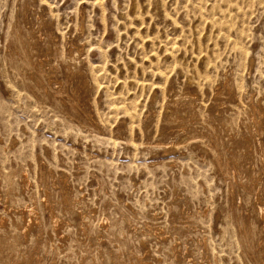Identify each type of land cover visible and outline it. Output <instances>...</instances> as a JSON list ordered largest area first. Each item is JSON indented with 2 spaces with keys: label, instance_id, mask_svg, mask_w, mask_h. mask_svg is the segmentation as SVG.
Returning a JSON list of instances; mask_svg holds the SVG:
<instances>
[{
  "label": "rangeland",
  "instance_id": "1",
  "mask_svg": "<svg viewBox=\"0 0 264 264\" xmlns=\"http://www.w3.org/2000/svg\"><path fill=\"white\" fill-rule=\"evenodd\" d=\"M257 109L264 0H0V264H261ZM34 201L24 235L6 206Z\"/></svg>",
  "mask_w": 264,
  "mask_h": 264
},
{
  "label": "bare ground",
  "instance_id": "2",
  "mask_svg": "<svg viewBox=\"0 0 264 264\" xmlns=\"http://www.w3.org/2000/svg\"><path fill=\"white\" fill-rule=\"evenodd\" d=\"M101 5V4H100ZM5 15H7V14H5ZM6 21H8V19L6 20ZM9 23V22H8ZM18 23V22H17ZM16 24V23H15ZM15 24H14V26H15ZM12 24H10V26H11ZM19 25V24H18ZM12 29H14L13 27H11ZM17 28V27H16ZM75 28H76V26H75ZM79 28V27H78ZM77 28V29H78ZM18 29V28H17ZM84 29V25L83 24H81V30H83ZM6 31V30H5ZM7 33H9V30H7ZM18 33V32H17ZM4 34H6V32L4 33ZM14 34V33H13ZM12 34V35H13ZM78 34V33H77ZM80 34V33H79ZM64 35V34H63ZM239 35H241V34H239ZM15 36V35H14ZM36 36V35H35ZM243 36V35H242ZM7 37H8V35H7ZM12 37V36H11ZM16 37V36H15ZM240 37V36H239ZM20 38V37H19ZM18 38V39H19ZM24 38V37H23ZM27 38V37H26ZM241 38V37H240ZM12 39H15L14 37L12 38ZM30 39V38H29ZM242 39V38H241ZM7 41V40H6ZM12 41V40H11ZM20 40H18V44H21V42H19ZM149 41H151V40H149ZM15 42V41H14ZM22 43H23V41H22ZM25 43V42H24ZM23 43V44H24ZM51 43H53V42H51ZM175 43V42H174ZM36 44V43H35ZM169 44V43H168ZM171 44H173V43H171ZM64 45V44H63ZM175 45V44H174ZM165 46H166V48H167V45L165 44ZM16 47V46H15ZM26 47V46H25ZM171 47V46H170ZM23 48V47H22ZM164 48V47H163ZM173 48H174V46H173ZM15 49V48H14ZM29 49H30V47H29ZM78 49V48H77ZM179 49V48H178ZM183 49V48H182ZM241 49V48H240ZM32 50V49H31ZM67 50V49H66ZM73 50V49H72ZM167 50V49H166ZM174 49H172L171 50V52L173 51ZM242 50V49H241ZM240 50V51H241ZM21 51V50H20ZM177 51H181V50H177ZM171 52H169V53H171ZM174 52V55L176 54V52L175 51H173ZM182 52V51H181ZM180 52V53H181ZM243 52V51H242ZM167 53V52H166ZM169 53H167L166 55H168ZM179 53V54H180ZM7 54V53H6ZM73 54V53H72ZM178 54V53H177ZM241 54V53H240ZM244 54V53H243ZM242 54V55H243ZM169 55H172V54H169ZM241 55V56H242ZM246 55V54H245ZM245 55H243L242 57H244ZM10 56V55H9ZM21 56H23V55H21ZM6 57H8L7 55H6ZM17 56L15 55V57L14 58H16ZM199 57V56H198ZM9 58V57H8ZM35 58V57H34ZM42 58V57H41ZM22 59V58H21ZM8 60V59H7ZM20 60V59H19ZM42 60V59H41ZM196 60H198V59H196ZM10 61V60H9ZM18 61V60H17ZM29 62H30V60H28ZM36 61H37V59H36ZM5 62V61H4ZM13 62V61H12ZM21 62H23L22 60H21ZM44 62V61H43ZM16 63H18V62H16ZM19 63H20V61H19ZM34 63V62H33ZM6 64V63H5ZM9 64H11L10 62H9ZM8 64V65H9ZM38 64H40V63H38ZM13 65H14V62H13ZM22 65V64H21ZM21 65H20V67H21ZM24 65V64H23ZM26 65V64H25ZM4 66V65H3ZM31 66V65H30ZM36 66V65H35ZM5 67V66H4ZM26 67V66H25ZM9 68V67H8ZM11 68V67H10ZM16 68H18V67H16ZM15 68V69H16ZM42 68V67H41ZM4 70H5V68H4ZM12 70H14V69H12ZM23 70V69H22ZM21 70V71H22ZM9 72V71H8ZM17 72H18V70H17ZM38 72V71H37ZM21 73V72H20ZM13 74H15V73H13ZM12 74V75H13ZM24 74V73H23ZM17 75V74H16ZM22 75V74H21ZM32 75V74H31ZM161 77L163 76V75H161V74H159ZM15 76V75H14ZM23 76V75H22ZM21 76V77H22ZM27 76V75H26ZM95 76V75H94ZM19 77H20V75H19ZM30 77V76H29ZM92 77V76H91ZM16 78V77H15ZM23 78V77H22ZM44 79V78H43ZM205 79V78H204ZM25 80V79H24ZM161 80H163V79H161ZM205 80H207V79H205ZM27 81V80H26ZM28 81H29V79H28ZM31 81V80H30ZM93 81V80H92ZM95 81H96V79H95ZM94 81V82H95ZM201 81V80H200ZM203 81V80H202ZM227 81H228V79H227ZM137 82V81H136ZM141 82V81H140ZM196 83H197V81H195ZM206 82V81H205ZM205 82H203L204 84H205ZM209 82V81H208ZM18 83V82H17ZM29 83V82H28ZM33 83V82H32ZM126 83V82H125ZM133 83H134V81H133ZM145 83V82H144ZM143 83V81H142V84L141 85H143L144 84ZM201 83V82H200ZM210 83H212V82H210ZM234 83H235V81H234ZM25 84V83H24ZM23 84V85H24ZM31 84V83H30ZM121 85H123L122 83H120ZM135 84V83H134ZM148 84V83H147ZM216 84V83H215ZM120 85V87H122ZM131 85V84H130ZM150 84H148L147 86L148 87H150L149 86ZM202 85V84H201ZM206 85H207V83H206ZM214 85V84H213ZM35 86V85H34ZM132 86H133V84H132ZM136 86V85H135ZM137 86H138V84H137ZM144 86V85H143ZM195 86H197V84L195 85ZM211 86V85H210ZM229 88H230V90L231 91H233V90H235L236 88H240V87H236V88H234L233 87V83H230L229 82ZM141 87V86H140ZM147 87V88H148ZM157 87H159V86H157ZM39 88V87H38ZM127 88V87H126ZM125 88V89H126ZM137 88V87H136ZM156 88V87H155ZM198 88H200V87H198ZM207 88V87H206ZM21 89V88H20ZM41 89V88H40ZM102 89H105V88H102ZM121 89V88H120ZM142 89V88H141ZM157 89H159V88H157ZM160 89H162V88H160ZM159 89V90H160ZM35 90V89H34ZM38 90V89H37ZM36 90V91H37ZM108 90H109V88H108ZM237 90H239V89H237ZM17 90H15V92H16ZM125 91V90H124ZM162 91V90H161ZM44 92V91H43ZM220 92H221V89L220 88H217V91H216V94H220ZM246 92V91H245ZM17 93V92H16ZM36 93V92H35ZM122 93V92H121ZM121 93H119V92H117V94L120 96L121 95ZM124 93V92H123ZM126 93H127V91H126ZM32 94H33V92H32ZM45 94V93H44ZM117 94H116V96H117ZM246 94V93H245ZM249 94V97L250 98H252L254 95H253V91L251 92H249L248 93ZM17 95H18V93H17ZM40 95H42V94H40ZM115 95V94H114ZM123 95V94H122ZM121 95V96H122ZM126 95V94H125ZM20 96V95H19ZM45 96V95H44ZM47 96H48V94H47ZM119 96H117V97H119ZM120 96V97H121ZM134 96H136V94H134ZM21 97V96H20ZM28 97V96H27ZM46 97V96H45ZM57 97V96H56ZM64 97V96H63ZM123 97V96H122ZM30 98V97H29ZM40 98V97H39ZM124 98V97H123ZM28 99V98H27ZM42 99V98H41ZM121 99L122 98H120V101H121ZM134 99H136V98H134ZM47 100V99H46ZM58 100H60L59 98H58ZM109 100H111V98L109 99ZM115 100V98H113V101ZM116 100H119V99H116ZM126 100V99H125ZM250 100V99H249ZM252 100V99H251ZM55 101H57V99L55 100ZM119 101V102H120ZM124 101V100H123ZM127 101H128V99H127ZM45 102V101H44ZM116 102V101H115ZM115 102H112V104L113 103H115ZM118 102V101H117ZM118 102V103H119ZM132 102V101H131ZM41 104H42V107H43V103L42 102H40ZM110 103V102H109ZM118 103H116V104H118ZM124 103V102H123ZM133 103V102H132ZM131 103V104H132ZM242 103H244V102H242ZM252 103V102H251ZM59 104H61L60 103V101H59ZM119 104H121V106L123 105L121 102L119 103ZM125 104V103H124ZM131 104H128V105H131ZM51 105V104H50ZM62 105V104H61ZM110 105V104H109ZM133 105H135V104H133ZM46 106H47V104H46ZM57 106H58V104H57ZM251 106L253 107V109H254V112H255V108H256V106L252 103L251 104ZM41 107V108H42ZM62 107V106H61ZM119 107V106H118ZM125 107V106H124ZM129 107V106H128ZM135 107V106H134ZM133 107V108H134ZM137 107V106H136ZM244 107H246V105L244 106ZM67 108V107H66ZM69 108V107H68ZM117 107H115L114 109H116ZM127 108V107H126ZM126 108H124V110H123V108L121 107V112L122 111H125V109ZM130 108V107H129ZM132 108V107H131ZM205 108V107H204ZM237 108H239V107H237ZM243 108V107H242ZM46 109V108H45ZM60 109V108H59ZM75 109H76V107H75ZM113 109V111H115ZM119 109V108H118ZM249 109V108H248ZM47 110V109H46ZM117 110V109H116ZM127 110H128V108H127ZM258 111H256L257 113V115H259V117L260 118H262V117H264V110H259V109H257ZM44 111V110H43ZM112 111V110H111ZM134 111V110H133ZM245 111V110H244ZM72 112V111H71ZM119 112V111H118ZM130 112H132V110L130 111ZM130 112H128V113H130ZM254 112H250V113H248V115H247V125L249 126V127H251V128H253V129H255V130H258V126H257V124H256V121H255V116H254ZM64 113H65V111H64ZM72 113H74V112H72ZM113 113V112H112ZM123 113V112H122ZM125 113V112H124ZM123 113V114H124ZM135 113H136V110H135ZM110 114V113H109ZM114 114V113H113ZM119 114V113H118ZM244 114H245V112H244ZM255 114V115H256ZM66 115V114H65ZM70 115H72V114H70ZM117 115V114H116ZM256 115V116H257ZM68 116V115H67ZM110 116V115H109ZM124 117H125V114L123 115ZM235 116V115H234ZM237 116V115H236ZM242 116V115H241ZM113 117H114V115H113ZM130 117H132V115L130 116ZM134 117V116H133ZM136 118H137V116H135ZM237 118H238V116H237ZM242 118V117H241ZM77 119V118H76ZM105 119H107V118H105ZM110 119H113V118H110ZM128 119V118H127ZM132 119V118H131ZM130 119V120H131ZM134 119V118H133ZM91 120V119H90ZM108 120V119H107ZM137 120V119H136ZM238 121H239V119H237ZM242 120V119H241ZM257 120V119H256ZM90 122V121H89ZM110 122V121H109ZM109 122L108 123H106V124H109ZM111 123V122H110ZM130 123H132V121L130 122ZM89 124V123H88ZM94 124V123H93ZM189 125V124H188ZM236 125V124H235ZM244 126V125H243ZM93 127V126H92ZM180 127H182V126H180ZM195 128H196V125L194 126ZM89 128V127H88ZM95 128V127H94ZM90 129V128H89ZM91 129H93V128H91ZM90 129V130H91ZM246 129V128H245ZM237 130V129H236ZM113 131H114V129H113ZM178 131H182V129L181 130H178ZM93 132V131H92ZM244 132H247V130L245 131L244 130ZM255 134V133H254ZM196 136V135H195ZM256 137V136H255ZM196 138V137H195ZM201 138V137H200ZM206 138V137H205ZM255 139V138H254ZM205 140V139H204ZM113 141V140H112ZM191 141H192V139H191ZM196 141H197V138H196ZM115 142V141H114ZM117 142V141H116ZM194 142H195V140H194ZM201 142V140L200 141H198V143H200ZM112 143V142H111ZM191 143V142H190ZM196 143V142H195ZM130 144V143H129ZM128 145V144H127ZM187 145V144H186ZM188 145H189V143H188ZM198 145V144H197ZM200 145H201V143H200ZM205 145H206V143H205ZM205 147V146H204ZM264 149V148H263ZM259 151V150H258ZM260 152V151H259ZM261 155H263V152H261ZM5 156V155H4ZM264 156V155H263ZM262 156V157H263ZM261 162V161H260ZM2 167V166H1ZM8 169V168H7ZM10 171V170H9ZM18 172V171H17ZM2 174H3V172H1ZM5 173V172H4ZM26 176H27V174H26ZM8 177V176H7ZM226 177V176H225ZM229 177H230V175H229ZM228 177V178H229ZM21 178V177H20ZM29 178V177H28ZM227 178V177H226ZM8 179V178H7ZM7 179L5 180V181H7ZM221 179V178H220ZM220 179L218 180L219 182H220V184H221V181H220ZM4 180V179H3ZM10 180V179H9ZM23 181H22V183H23V187L24 188H29L30 187V182L26 179V178H24V179H22ZM227 180V179H226ZM4 181V182H5ZM231 182V181H230ZM264 183V182H263ZM5 184H7V182L5 183ZM219 184V185H220ZM3 186H5L4 184H2ZM12 185H14V184H12ZM11 185V186H12ZM235 185V184H234ZM233 185V186H234ZM222 186H224V184L222 185ZM255 186V185H254ZM9 187V186H8ZM253 187V186H252ZM4 188V187H3ZM3 188H1V189H3ZM23 188V189H24ZM219 188H220V186H219ZM227 188V187H226ZM232 188V187H231ZM244 188V187H243ZM225 190V189H224ZM225 192V191H224ZM226 192H227V189H226ZM264 192V191H263ZM260 193V192H259ZM226 194V193H225ZM248 194V193H247ZM231 195H233V194H231ZM251 195V194H250ZM249 195V196H250ZM252 196V195H251ZM254 196V195H253ZM66 198V197H65ZM64 198V199H65ZM225 198H227V197H224V199ZM48 199H50V198H48ZM48 199H44L42 202H41V205H42V207L44 208V209H46V210H49V209H51V213L50 214H52V231L54 232V235L55 236H59V237H61V236H63L64 235V231H62V228H63V224L61 223V219L59 220V218L55 215V212L53 211V209L54 208H52V206L49 204V202L47 201ZM36 200V199H35ZM228 200V199H227ZM252 200V199H251ZM257 201H256V213H257V215H258V217L260 218V220L262 221V223H263V228H264V206H261L260 205V201H259V198H257L256 199ZM38 201V200H37ZM225 201H226V199H225ZM224 201V203H225V205H226V202ZM250 201V200H249ZM12 202V201H11ZM35 202V201H34ZM33 202V203H34ZM221 204V203H220ZM39 205V204H38ZM263 205V204H262ZM12 206V205H11ZM56 206V205H55ZM23 207V206H22ZM221 207V206H220ZM233 207H234V205H233ZM227 208V207H226ZM226 210V209H225ZM6 211H8V213L9 214H11V217H12V219H11V222H10V224H12V225H16L17 227H18V229H19V232L21 231L24 235H28L29 233L31 234V231L36 227V226H38L39 224H40V217H39V210H38V208H37V204H36V202L34 203V206H31V207H29V208H26V209H21V210H14V208L13 207H9V205H7L6 206ZM227 211V210H226ZM231 211V210H230ZM47 212V211H46ZM45 212V213H46ZM220 212V211H219ZM222 212V211H221ZM255 213V214H256ZM59 214V213H58ZM73 214V213H72ZM60 215V214H59ZM58 215V216H59ZM5 216H7V215H5ZM5 216H0V229L2 230V229H4V230H7L5 227H8V224H9V222H8V220H7V218L5 217ZM14 216H16L17 218H15ZM61 216V215H60ZM153 216V215H152ZM211 217H213L212 215H211ZM225 217H226V215H225ZM10 218V217H9ZM156 218V217H155ZM221 218V217H220ZM254 218V217H253ZM16 219H18L19 221H17L16 222ZM226 219V218H225ZM64 220V219H63ZM254 220V219H253ZM203 221H204V219H203ZM223 221H226V220H223ZM159 222V221H158ZM205 222V221H204ZM236 223V222H235ZM245 223V222H244ZM251 224V223H250ZM254 224H255V222H254ZM258 224V223H257ZM162 225V224H161ZM232 225H233V223H232ZM10 226V225H9ZM65 226V225H64ZM66 226H67V224H66ZM220 226H222V225H220ZM251 226H252V224H251ZM257 226V225H256ZM256 226H255V228H256ZM12 227H15V226H12ZM88 227V226H87ZM253 227H254V225H253ZM69 228V227H68ZM245 228H246V226H245ZM42 229V228H41ZM64 229V228H63ZM71 229V228H70ZM225 229V228H224ZM9 230V229H8ZM246 230V229H245ZM255 230V229H254ZM41 231V233H42V230H40ZM67 231V230H66ZM65 231V234L67 233V232H69V230L66 232ZM225 231H226V229H225ZM16 232H18V231H15V233ZM18 232V233H19ZM44 232V231H43ZM84 232V231H83ZM234 232H235V230H234ZM244 232V231H243ZM252 232V231H251ZM254 232V231H253ZM40 233V234H41ZM229 233V232H228ZM233 232L231 231V233H229V234H232ZM247 233V232H246ZM50 234V233H49ZM154 234H155V236H157V237H159V238H163L164 237V234H162L159 230H154ZM223 234H224V232H223ZM238 234H239V232H238ZM254 234V233H253ZM16 235H18V234H15V236ZM53 235V236H54ZM71 236V235H70ZM255 236H257V235H255ZM40 237V236H39ZM229 237V236H228ZM227 237V238H228ZM246 237H247V235H246ZM63 238V237H62ZM233 238H234V236H233ZM1 239H4V237H1ZM9 239V238H8ZM11 239V238H10ZM64 239H66V238H64ZM70 239V238H69ZM224 239V238H223ZM229 239V238H228ZM236 239H237V237H236ZM247 239V238H246ZM254 239V238H253ZM230 240H231V238H230ZM238 240V239H237ZM13 241H14V239H13ZM58 241V240H57ZM22 242H23V239H22ZM69 242V241H68ZM221 242V244H222V241H220ZM219 242V243H220ZM229 242V241H228ZM234 242H235V240H234ZM234 242H233V244H234ZM255 242V241H254ZM9 245H12L13 243H15V242H11V240H9ZM57 243V242H56ZM230 243V242H229ZM19 244V243H18ZM31 244V243H30ZM38 244V243H37ZM41 244V243H40ZM67 245H69V243L67 244ZM66 245V246H67ZM71 245V244H70ZM225 245H226V243H225ZM224 245V246H225ZM231 245H232V243H231ZM82 246V245H81ZM223 246V247H224ZM233 246V245H232ZM237 246V245H236ZM20 247V246H19ZM21 247H22V245H21ZM36 247V246H35ZM65 247V246H64ZM73 247V246H72ZM39 248V247H38ZM63 248V247H62ZM66 248V247H65ZM69 248H71L70 246H69ZM69 248L67 249L66 248V250L68 251L69 250ZM77 248H78V245H77ZM82 248H83V246H82ZM84 248H85V246H84ZM239 249H240V247H238ZM57 249H59V248H57ZM56 249V250H57ZM216 249V248H215ZM234 249H236V248H233V250ZM238 249V250H239ZM222 250V248H220V251ZM229 250H230V248H229ZM237 250V251H238ZM248 250V249H247ZM36 251V250H35ZM71 251V250H70ZM70 251L67 253V254H69L70 253ZM257 251V250H256ZM259 251V250H258ZM17 252V251H16ZM34 252V251H33ZM83 252V251H82ZM230 252H232V251H230ZM65 254H62V253H60V254H62V255H66V251L64 252ZM73 253V252H72ZM71 253V254H72ZM233 253V252H232ZM235 253H236V250H235ZM34 254V253H33ZM84 254V253H83ZM246 254V253H245ZM263 255H264V251H263ZM10 256H11V260L13 261L14 260V255H13V253L12 252H10ZM67 256V255H66ZM240 256V255H239ZM262 256V255H261ZM18 257V256H17ZM62 257V256H61ZM70 257V256H69ZM80 257V256H79ZM236 258H237V256H236ZM80 259V258H79ZM238 259V258H237ZM247 259V258H246ZM7 260V259H6ZM209 260V259H208ZM242 260V259H241ZM255 260V259H254ZM31 261H32V259H31ZM226 261V260H225ZM209 262V261H208ZM223 262V261H222ZM253 262V261H252ZM4 263V262H3ZM17 263V262H16ZM140 263L141 264H145V262L144 261H140ZM174 263V262H173ZM177 263V262H176ZM210 263V262H209ZM241 263V262H240ZM12 264V263H11ZM261 264H264V259H263V261H261Z\"/></svg>",
  "mask_w": 264,
  "mask_h": 264
}]
</instances>
